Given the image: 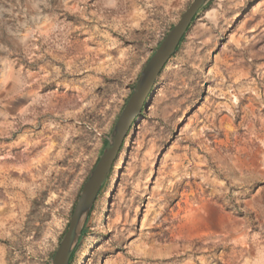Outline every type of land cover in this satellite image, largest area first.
Returning <instances> with one entry per match:
<instances>
[{
	"label": "rangeland",
	"instance_id": "1",
	"mask_svg": "<svg viewBox=\"0 0 264 264\" xmlns=\"http://www.w3.org/2000/svg\"><path fill=\"white\" fill-rule=\"evenodd\" d=\"M191 2L0 0V264L52 263L141 70ZM209 2L72 264H264V0Z\"/></svg>",
	"mask_w": 264,
	"mask_h": 264
},
{
	"label": "water",
	"instance_id": "2",
	"mask_svg": "<svg viewBox=\"0 0 264 264\" xmlns=\"http://www.w3.org/2000/svg\"><path fill=\"white\" fill-rule=\"evenodd\" d=\"M210 0H192L179 20L172 26L141 70L139 77L121 110L103 152L88 175L74 206L68 228L63 235L51 264H69L84 224L123 146L124 139L166 64L175 54L195 16Z\"/></svg>",
	"mask_w": 264,
	"mask_h": 264
},
{
	"label": "trees",
	"instance_id": "3",
	"mask_svg": "<svg viewBox=\"0 0 264 264\" xmlns=\"http://www.w3.org/2000/svg\"><path fill=\"white\" fill-rule=\"evenodd\" d=\"M209 3H210V2H209ZM209 3H207V5H208ZM207 5H206L205 7H203V8L200 10V12L203 11V10L207 7ZM200 12H199V13L195 16V18L193 19V22L191 23L189 29L191 28V26L193 25L194 21H195V20L197 19V17L199 16ZM189 29H188V31H189ZM188 31H187V33H188ZM187 33H186V34L183 36V38L181 39V41H180V43H179V45H178V47H177L176 52L179 50L181 44L183 43L184 39L186 38ZM176 52H175V53H176ZM171 58H172V57H171ZM147 100H148V99H147ZM146 104H147V101H146ZM142 111H143V110H142ZM106 144H107V141L104 142V147H105ZM123 145H124V143H123ZM122 147H123V146H122ZM121 149H122V148H121ZM120 151H121V150H120ZM115 162H116V161H115ZM114 165H115V163H114ZM114 165H113V167H112V169H111V171H110V173H109V175H108V177H107L105 183L103 184V186H102V188H101L99 194L102 193V191H103V190L105 189V187L108 185L109 180H110V176H111L112 171H113V168H114ZM85 234H86V227H85L84 230H83V234H82V236L85 235ZM80 241H81V240H80ZM80 241H79V243H80ZM79 243H78V244H79ZM75 254H76V249L74 250V252H73V254H72V256H71V259H70V261H69V264H72V263H73V261H74V259H75Z\"/></svg>",
	"mask_w": 264,
	"mask_h": 264
}]
</instances>
